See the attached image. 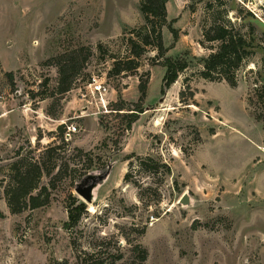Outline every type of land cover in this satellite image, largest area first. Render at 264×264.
I'll list each match as a JSON object with an SVG mask.
<instances>
[{
    "label": "rangeland",
    "instance_id": "rangeland-1",
    "mask_svg": "<svg viewBox=\"0 0 264 264\" xmlns=\"http://www.w3.org/2000/svg\"><path fill=\"white\" fill-rule=\"evenodd\" d=\"M213 11H228L260 46L237 88L199 76L217 47L201 44ZM168 21L179 39L164 28L167 56L189 67L162 95L166 69L156 50L134 72H110L111 55L123 57L124 38L144 24L140 0H0V264H141L138 245L148 252L142 264H264V123L250 102L253 83L264 84V0H170ZM82 47L91 52L85 69L57 94L59 58ZM94 76L104 95L89 85ZM140 81L148 82L145 113L125 132L124 111L113 109L138 102ZM70 125L78 132L67 140ZM63 142L94 151V168L59 182L50 205L11 214L4 186L17 152L39 158ZM133 154L162 160L171 175L162 181L135 168L126 183ZM105 174L92 203L78 195L87 177ZM184 194L189 205L180 203ZM72 198L87 208L68 230Z\"/></svg>",
    "mask_w": 264,
    "mask_h": 264
},
{
    "label": "trees",
    "instance_id": "trees-1",
    "mask_svg": "<svg viewBox=\"0 0 264 264\" xmlns=\"http://www.w3.org/2000/svg\"><path fill=\"white\" fill-rule=\"evenodd\" d=\"M169 1L140 0V11L144 18V24L133 29L129 33V37L124 38L125 55L123 57L111 55L114 63L110 72L112 75L120 76L138 70L141 66V58L148 50H156L158 64L166 68L161 89L162 95H166V92L189 67L188 61L184 58L174 59L167 56L169 49L165 47L163 41L164 28H168L175 42L179 39L178 30L168 21ZM214 1L220 2V0ZM208 7L212 8L213 4L208 5ZM211 18V25L204 26L202 29L203 41L201 44L205 47L206 44L213 43L217 44V47L211 48L210 55L203 60V68L199 72V76L210 82L223 81L231 88H237L239 72L255 55V50L259 45H254L252 39L249 38L251 33L244 31L241 24L233 21L229 17L228 11L223 13L213 11ZM250 30L253 32L255 28L251 27ZM97 48L101 51L104 45L100 43ZM90 57V49L82 47L79 51H73L70 55L59 58L57 63L59 73L57 94L64 95L73 89L78 76L85 69ZM8 75L11 83H13V73ZM259 75L261 74L259 73ZM189 81L188 78L184 79L183 90L179 93L180 97L186 87L189 86ZM47 83L46 81L45 85ZM138 89L140 97L137 103L126 107L120 101L121 104L113 109L116 112L124 111L125 128L123 131L125 132L132 131L134 124L145 113L144 102L147 98L148 82L140 81ZM251 92L250 102L257 107L255 119L264 123V84L261 85L255 81ZM58 129L61 131V128ZM23 150L17 152L16 161L10 166L9 179L4 186L6 204L11 214H21L28 210H36L50 205L53 191L57 189L59 182L83 178L90 173L96 164L94 151H84L80 148L70 149L65 142L62 145L47 147L39 158L35 156L32 149L26 154ZM63 152L67 156H63ZM133 159L137 161V166L134 165ZM126 160L129 161L128 172L124 177L126 183L132 182L131 177L136 170L135 168L138 172L146 175L160 176L162 181L171 175V168L168 164L151 156L143 158L133 154L128 156ZM79 164H82L81 167ZM44 177L49 179L47 185H42ZM133 183L140 190H143L139 181ZM86 208L85 204L72 198L68 205V221L65 224L68 230L79 225L82 213L86 211ZM136 249L142 264L147 260L148 252L140 245Z\"/></svg>",
    "mask_w": 264,
    "mask_h": 264
},
{
    "label": "water",
    "instance_id": "water-1",
    "mask_svg": "<svg viewBox=\"0 0 264 264\" xmlns=\"http://www.w3.org/2000/svg\"><path fill=\"white\" fill-rule=\"evenodd\" d=\"M108 174L99 175L95 177H87L82 184L78 185L76 188V192L79 196H81L86 202L92 203L94 200V189L97 187L98 181H102L107 177ZM180 203L183 205L190 204V197L188 194H184Z\"/></svg>",
    "mask_w": 264,
    "mask_h": 264
},
{
    "label": "built area",
    "instance_id": "built-area-1",
    "mask_svg": "<svg viewBox=\"0 0 264 264\" xmlns=\"http://www.w3.org/2000/svg\"><path fill=\"white\" fill-rule=\"evenodd\" d=\"M90 86L94 87V90L97 91L100 95H104L107 92V88L100 83L98 77L94 76L92 81L89 84ZM104 102V100H102ZM78 132L77 127L74 125L67 126V132H65V139L69 140L72 138L74 134Z\"/></svg>",
    "mask_w": 264,
    "mask_h": 264
},
{
    "label": "crops",
    "instance_id": "crops-1",
    "mask_svg": "<svg viewBox=\"0 0 264 264\" xmlns=\"http://www.w3.org/2000/svg\"><path fill=\"white\" fill-rule=\"evenodd\" d=\"M165 69H166V68H165ZM165 73H166V72H165ZM164 76H165V75H164ZM180 77H181V76H180ZM180 77H179V78H180ZM179 78H178V80H179ZM178 80H177V82H178ZM177 82H176V83H177ZM176 83H175V84H176ZM175 84H174V85H175ZM171 88H172V87H171ZM171 88H170V89H171ZM170 89H169V90H170ZM169 90L167 91L168 93H169ZM179 93H180V92H179Z\"/></svg>",
    "mask_w": 264,
    "mask_h": 264
},
{
    "label": "bare ground",
    "instance_id": "bare-ground-1",
    "mask_svg": "<svg viewBox=\"0 0 264 264\" xmlns=\"http://www.w3.org/2000/svg\"><path fill=\"white\" fill-rule=\"evenodd\" d=\"M95 189H96V188H95ZM95 189H94L93 193L95 192Z\"/></svg>",
    "mask_w": 264,
    "mask_h": 264
}]
</instances>
